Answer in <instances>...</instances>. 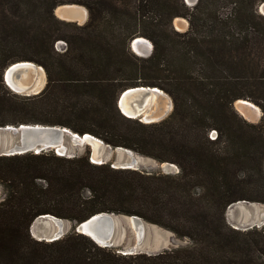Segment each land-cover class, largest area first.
Instances as JSON below:
<instances>
[{"label":"trees","instance_id":"1","mask_svg":"<svg viewBox=\"0 0 264 264\" xmlns=\"http://www.w3.org/2000/svg\"><path fill=\"white\" fill-rule=\"evenodd\" d=\"M263 2L0 0V127H65L178 168L113 169L91 163L88 152L0 157V264H264V225L235 230L225 218L234 203L264 204ZM67 4L87 10L83 25L54 15ZM175 18L187 20L186 31L173 28ZM137 37L152 44L147 58L129 50ZM16 62L43 68L39 94L6 89L3 72ZM140 86L169 95L166 119L144 124L120 114L119 94ZM238 99L260 109L257 123L234 111ZM99 213L139 217L187 243L120 255L73 230ZM44 215L73 227L57 241L35 240L31 224Z\"/></svg>","mask_w":264,"mask_h":264},{"label":"water","instance_id":"2","mask_svg":"<svg viewBox=\"0 0 264 264\" xmlns=\"http://www.w3.org/2000/svg\"><path fill=\"white\" fill-rule=\"evenodd\" d=\"M73 6L75 5L58 6L54 10V15L59 20L66 22H75L69 19L68 16L62 17L59 14V8L61 7L69 8ZM87 16L88 15L86 10V20H87ZM86 20L82 23L79 22L77 23L78 25H83L86 22ZM135 39H133L129 44V47L133 52H134L133 43ZM149 46L150 48L147 55H150L152 52V45L150 42H149ZM36 68H40L45 76V72L43 68L35 65L34 63L31 62L13 63L9 67H7L3 72L2 75L3 82L12 91L13 89L8 84V81L23 83L25 84L24 91L25 92L31 91L32 93L22 94V95L24 96L37 95L44 89V85L42 86L41 89L36 90L34 83L26 79V75H28L29 73L31 74L35 73ZM44 84H46V82H44ZM157 89L158 88L156 87H142V86L126 89L119 94L116 101L117 107L123 113L121 109V101L129 100L131 98V93H133V91H144L145 93H149V92H155ZM238 100L249 102L247 100H242V99H238ZM139 103H140V99L136 100V104ZM170 103H171L170 109L172 110V102L170 101ZM145 107H147V105ZM140 111H141L140 113L141 115H139L138 117L142 118V120L146 121L147 123L158 122V120L161 119V118H157L155 120L148 121L142 115L145 112V108H141ZM66 144H70L74 147L88 146L90 148V152L88 155L89 161L97 165L108 163L105 162V160L102 158V154L105 151V149H112V147L105 144L102 140L90 134L84 133L82 135H79L77 133L72 132L68 128L60 127V126H46V125L35 124V125H18L16 127L15 126L0 127V157H10L15 155H24L28 153L39 154V153L47 152L49 150H54L58 156L64 157L65 155L68 154L67 148L65 146ZM113 149L121 151L122 152L121 154H123L124 158L121 161H114L113 163H109L111 168L122 169V170H138L137 167L138 162L136 158L133 157L132 151L120 147ZM73 157L75 156L69 154L68 158H73ZM44 216H40L37 219L54 218L60 221L58 223H54L52 220L47 219L57 226V230L49 233L47 237L44 236L38 237L37 240L44 242H53L63 237L65 235L62 231L63 221L52 215H44ZM130 217H136V216H130ZM37 219H35L34 222ZM34 222L31 224V226H33ZM263 225L264 222H260L258 224L247 225L246 227H241V228L236 227L233 229L243 231L250 229L252 227L260 228ZM114 229H115V215L108 213H99L91 216L90 218H88L87 220L81 223H78L77 225H75L73 230L78 234H82L89 237L96 244H98L96 240L102 241L103 242L102 244L104 245L103 247L108 248L113 245L112 237H113ZM135 254L138 253H129L127 255H135Z\"/></svg>","mask_w":264,"mask_h":264},{"label":"rangeland","instance_id":"3","mask_svg":"<svg viewBox=\"0 0 264 264\" xmlns=\"http://www.w3.org/2000/svg\"><path fill=\"white\" fill-rule=\"evenodd\" d=\"M183 1L188 7H192L193 5H195L197 0H183ZM72 5H77V4H72ZM78 6L83 7L81 5H78ZM257 10L260 15L264 16V2L258 6ZM71 23L78 24L77 22H71ZM172 26L175 30L179 32H184L188 28V22L184 18H175L172 22ZM65 49H66V46L63 41L55 42L54 51L56 53H63ZM129 50L136 57L147 58L149 56L147 55L149 51V48L147 47H146V50L144 51V55L142 56L137 55L130 48ZM45 82H46V77H45ZM3 84L6 87V89L9 90L11 93L23 96L22 94H18L10 90L5 85V83ZM44 87H45V84H44ZM163 93L172 102L169 95L166 94L165 92ZM253 105L256 106L255 104ZM116 107H117V104H116ZM147 107L145 108L146 112L150 111L154 107V102L152 101L151 104L147 105ZM172 108H173V104H172ZM233 109L239 116H241L243 119H245L246 121L250 123H257L261 117V111L259 108H258L259 115L255 117L254 119L247 118L242 113H240L237 108L236 102L233 103ZM118 111L120 112L121 115H123L126 118L137 120L144 124H151V123H147L146 121L142 120V118L140 117H134V118L128 117L124 115L119 109ZM171 111L172 110L170 109L166 115H164L160 120H158V122L166 119L168 115L171 113ZM115 119L122 128L132 127V124L126 123L119 118H115ZM154 123H157V122H154ZM213 131L209 132L208 134L209 139H211V137L214 136ZM65 146L67 148V153H68L67 155L64 156L66 158L69 157V154L73 156H80V155L85 154L86 152H88V155H89V152H90V148L88 146L74 147L70 144H66ZM47 152H51L57 155L54 150H49ZM121 153H122L121 151L114 150L113 148L105 149V151L102 154V158L105 160V162H108V163H113L114 161H121L124 158L123 154ZM132 153H133V157H135L138 162L137 167L140 170L147 171V172H160L163 174H176L178 170V168L174 164H168V163L160 164L151 157L142 156L133 151ZM1 198H2V187L0 186V199ZM225 218H226L227 224L232 228H236V227L241 228V227H246L247 225H252L254 223L264 222V204L237 202L236 204H233L227 208ZM61 220L63 221L62 231L64 234H66L72 229L73 223L66 219H61ZM139 220L142 222V226H143V235L141 236V238L137 237L138 230L135 226L136 224L134 223V220L131 217L124 216V215H115V229H114V233L112 237L113 245L108 248L113 249L114 251H116V253L120 255H127L129 253L156 254V253L162 252L163 250L170 249L172 247H176L179 245H185L187 243V241H184V240L181 241V240L175 239L172 233H170L169 231H166L156 225L147 223L141 218H139ZM56 230H57V226L54 223H52L50 220L37 219L34 222L33 226H31L30 234L35 240H37L38 237H41V236L47 237L49 233L56 231ZM96 245L99 247L104 246L103 244L101 245L96 244Z\"/></svg>","mask_w":264,"mask_h":264},{"label":"bare ground","instance_id":"4","mask_svg":"<svg viewBox=\"0 0 264 264\" xmlns=\"http://www.w3.org/2000/svg\"><path fill=\"white\" fill-rule=\"evenodd\" d=\"M59 14L62 17H69L72 21L82 23L86 20V10L83 7H80L78 5H75L73 7H61L59 8ZM177 21V19H176ZM133 50L134 52L142 56L144 55V51L147 48H150L149 42L142 38L137 37L134 40L133 43ZM26 79L32 83H34L35 89L39 90L42 88L45 82V76L43 71L40 68H36V72L31 74L29 73L26 75ZM8 84L13 89L14 92L19 94H31L32 92H25V84L20 82H10L8 81ZM144 91H133L131 93V98L129 100H123L121 101V109L125 115L128 117H138L141 115V108H146L145 106L148 104H151V102H154V107L148 111L144 112L142 115L148 120H155L157 118H162L164 115L167 114V112L170 110L171 103L170 99L163 93V91L157 89L155 92H149L145 93ZM140 99V103L136 104V100ZM237 108L240 113H242L245 117L254 119L259 115V110L256 106H254L250 102H245L238 100L236 101ZM148 108V107H147ZM45 217V216H44ZM134 220V223L136 224V228L138 230V237L141 238L143 235V226L142 222L136 218L131 217ZM52 220L54 223H58L60 220L54 219V218H47ZM93 236V235H90ZM96 242L101 245L103 242L96 240Z\"/></svg>","mask_w":264,"mask_h":264},{"label":"built area","instance_id":"5","mask_svg":"<svg viewBox=\"0 0 264 264\" xmlns=\"http://www.w3.org/2000/svg\"><path fill=\"white\" fill-rule=\"evenodd\" d=\"M214 136L211 137V139H214L215 138V133L213 132Z\"/></svg>","mask_w":264,"mask_h":264},{"label":"crops","instance_id":"6","mask_svg":"<svg viewBox=\"0 0 264 264\" xmlns=\"http://www.w3.org/2000/svg\"><path fill=\"white\" fill-rule=\"evenodd\" d=\"M254 224H258V223H254Z\"/></svg>","mask_w":264,"mask_h":264}]
</instances>
